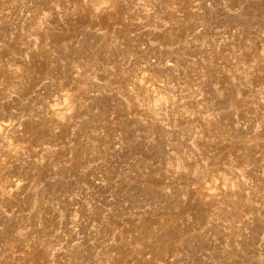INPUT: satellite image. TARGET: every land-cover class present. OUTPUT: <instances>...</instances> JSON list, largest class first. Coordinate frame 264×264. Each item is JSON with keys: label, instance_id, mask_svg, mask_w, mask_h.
Instances as JSON below:
<instances>
[{"label": "rangeland", "instance_id": "rangeland-1", "mask_svg": "<svg viewBox=\"0 0 264 264\" xmlns=\"http://www.w3.org/2000/svg\"><path fill=\"white\" fill-rule=\"evenodd\" d=\"M0 264H264V0H0Z\"/></svg>", "mask_w": 264, "mask_h": 264}]
</instances>
